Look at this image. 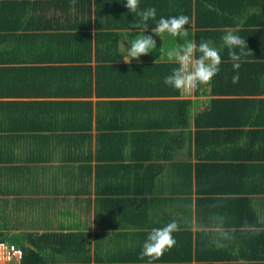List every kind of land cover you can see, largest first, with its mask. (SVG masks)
Wrapping results in <instances>:
<instances>
[{"label": "trees", "instance_id": "16d2710c", "mask_svg": "<svg viewBox=\"0 0 264 264\" xmlns=\"http://www.w3.org/2000/svg\"><path fill=\"white\" fill-rule=\"evenodd\" d=\"M55 2L58 9L53 12L54 19L51 15L48 17V22L46 6L29 0H0V97L28 96V92L20 91L18 86H11V79L24 69L20 64L34 62L36 67L41 65L38 62L42 61L36 62L41 60L36 49L42 44L36 45L34 38H41L43 42L57 35L60 28L51 34L40 33L38 29L54 28L58 20H62L64 29L77 32L59 31L63 39L67 36L72 38L71 45L66 46L73 51L67 67L76 71L81 69L84 78L80 85L71 84L68 91L56 93L95 94L106 99L96 101V111H93L94 101L91 99L0 100V130H7L11 141L16 139V122L21 129L30 128L28 122L31 121L32 128L41 131L49 122L46 115L56 117L51 121L55 122V127L80 130L68 138L73 137L75 141L81 138L78 141L79 153H86L80 144L87 148L88 154L77 157L89 161L95 159V191L102 195L97 200V208L101 206L100 210L104 212L110 209V224L105 228H119L124 223L128 226L126 221L129 219L133 225H146L148 220V226L161 227L162 224L155 223V218H152L155 213L150 217V208L156 203H165L167 210L182 212L181 217L174 218L182 229L175 232L180 236L173 247L178 251L174 259L178 260L172 263L165 261V264H236L237 259H243L241 264H264V0H143V3L140 0L143 10L149 7L157 9L156 20H149L148 28H155L161 17L187 15L190 23L185 27H195L193 40L197 45L201 40H211L220 51L223 61L220 71L209 82V93L215 97L208 99L209 108L197 114L193 113L192 99L166 97L180 94L165 90L168 86L164 84L165 77L178 67L175 62H121L118 41L113 46L114 50L110 41L118 39V35L96 31L93 37L92 29H128L139 22L140 17L137 18L135 13L133 16L125 7L126 0H76L75 11L71 10V0H48L47 7L55 6ZM229 29L245 39L248 46L244 50L247 55L241 57L237 83H233L236 73L222 40ZM112 51H116L115 56H112ZM93 54L95 64L91 63ZM199 89H202L201 93L207 92L205 84L200 85L196 92ZM48 93L52 92L41 85L33 91L34 95ZM24 105L40 108H33L31 114H19ZM141 113L151 125L147 128L155 131L132 132L133 127L139 124L136 121ZM24 116L30 117V121ZM167 128L176 130L170 132ZM93 137L96 141L94 150ZM74 140L71 145L77 146ZM150 140L158 143L159 147L143 146ZM10 144L6 151L14 150ZM182 150V160L176 162ZM163 159L173 161L168 165L160 164ZM192 159L196 161L192 163ZM129 172H142L143 175L128 178ZM164 172L168 179H158ZM159 182L162 186L168 184L171 187L172 196L148 198L155 193ZM140 183L142 189L137 187ZM257 195H263L259 209L258 199L253 198ZM194 213L198 226H213L214 216H223L224 225H228L223 226L231 231L233 239L224 242V247H217L215 232H194L192 222L187 218ZM165 215L168 218V211ZM206 216L208 221L203 222ZM3 222L0 239L6 240L8 221ZM66 228L67 231L20 234L22 243L12 240L23 250L22 264L38 259L45 262L44 250L61 252L69 261L72 256V264H88L91 261L88 252L91 235L78 230L75 224ZM123 234L124 231L120 236ZM138 244L134 248L141 252L143 245L141 242ZM108 247L96 244L94 256L98 262L102 258L110 264L131 262L125 247L117 248V252L126 253L127 257L112 254L110 257ZM79 250L82 257L76 263L78 259L74 253Z\"/></svg>", "mask_w": 264, "mask_h": 264}, {"label": "crops", "instance_id": "0c3cea01", "mask_svg": "<svg viewBox=\"0 0 264 264\" xmlns=\"http://www.w3.org/2000/svg\"><path fill=\"white\" fill-rule=\"evenodd\" d=\"M32 2L41 4L43 6H46L47 14H46V21H48V17L51 15L52 19L53 12L57 11V3L55 2V6H52L51 8L47 7L46 1L48 0H29ZM143 3V0H142ZM139 10H143L140 8ZM49 11V12H48ZM59 11V10H58ZM93 18L95 17V11L94 8L92 10ZM133 14V13H132ZM131 14V15H132ZM135 16V14H133ZM138 15L136 14V17ZM139 17V16H138ZM137 17V18H138ZM56 21V19H55ZM54 21V23H55ZM49 22V21H48ZM62 20H58V24L54 26V28L49 29L48 27H44L43 30L38 29V32L42 33L43 31L48 32L51 34V32H56V28H60L59 31L62 33L68 32V33H77L74 32V30H68L64 29L62 27L61 23ZM56 24V23H55ZM152 28H149L147 32H151ZM194 26H190L188 28L189 30V39H193L194 34ZM101 30V29H92L93 37L95 36V32L97 33L103 31L105 33H113L118 35V39L116 40H110L112 42V47L116 45V42L118 41L120 56L122 61L124 62L123 53L122 50V43L128 44L127 41H123L124 39L131 40L135 35L142 32V29H134V28H128V29H107ZM59 31L54 36L48 37L44 39L42 42L41 38H34L36 41V45L42 44L40 47L36 49L37 52H39V58L42 62H38L41 65L39 67H42L40 70L39 67H36L37 65L34 64V62H27L20 65L23 66V70L20 71L19 75L17 77H13L11 79V86H18L20 88V91L22 92H28V96L24 94H16L8 97H0V100H16V101H39V100H47V101H54V100H88L91 99L94 101V108L93 111H96V101L98 99H106V98H99L95 94L92 96H84V94H79V96H76L75 94L71 93H56L57 91L66 92L70 87L73 85H80L83 80V74L81 73V69H68L67 64L71 63L68 62L70 60V57L72 56V50L70 51L66 46L71 45V36H67V38L63 39L62 35L59 34ZM166 34V33H164ZM162 35L161 38H156L157 41V49L150 53L147 56H141L138 60L133 59L131 62H144V61H152V62H170L167 58V52L170 48L177 46L179 43H182V41L179 38L172 37V36H165ZM170 37V38H169ZM178 39V40H176ZM109 40V39H108ZM166 45L169 47L167 48ZM24 47V46H23ZM128 47L130 45L128 44ZM24 50L26 51L27 48L24 47ZM114 50V47L112 48ZM167 50V51H166ZM94 53V51H93ZM112 56L116 55V51H112ZM93 59L91 61L92 64H95V55L93 54ZM66 60L63 59V58ZM90 62V61H88ZM67 63V64H66ZM70 65V64H68ZM74 64H71V66ZM77 65V64H75ZM36 69L34 70L33 68ZM29 81V84L27 85L26 82ZM31 85V86H30ZM37 85L45 86L46 91H50L52 93L44 94V95H34L33 91L36 88ZM206 93H201L202 89H199V92H196V90L190 94V95H182L181 93L172 96H166L167 99L169 98H189L194 101L193 104V113L197 114L199 111L209 108L208 105V99H211L215 96L211 95L209 93L211 89V84L206 83ZM30 88V89H29ZM11 89V88H10ZM26 89H29L26 91ZM165 90L170 91H176L175 89L168 86V88H165ZM24 95V96H23ZM62 95V96H61ZM222 97H234V96H222ZM264 97V96H263ZM107 99H113V98H107ZM34 109L40 108L37 106H33ZM31 107V105H24L21 110L19 111V114H31L34 112V109ZM95 113V112H94ZM146 113V112H144ZM38 115V113H37ZM21 116H19L17 119H20ZM27 120L30 121V117L24 116ZM47 119H49L43 127L44 130L36 131L32 128L31 121L28 122V125H30V128H18L19 124L18 122L15 123L17 127L16 132V139H13L9 141L8 135L9 132L7 130H0V225H2L7 220L9 223L10 221L21 218V213L24 214L26 217V223L31 230L25 229L23 225H21L20 221H18L19 228L18 230L12 232L8 230V226L5 229V235L9 234V232H12L13 234L20 235L24 234L23 232H43L44 230L47 231H67L68 229L66 226H69L71 224H75L78 227V230L81 231H87L91 235L88 240L91 242V248L88 249L89 254L91 255V261L88 264H110L111 262H104V258H102L101 262H98L97 259L94 256L95 247L96 244H103L106 247L109 245V250L111 251V254L117 257H127L126 253H120L117 252L118 249H121L125 247V249L128 251V260H131V262H128V264H142L147 263L148 261L145 258L141 260L140 253L138 252V249L134 248L135 246H138L139 242H141V245L144 244V242L147 239L148 234L151 232L152 227L151 225L148 226L146 220L145 223L142 225H133L130 221V219L126 222H128V226L124 225L120 226L119 228H105L110 223V215L108 212H104L100 209L102 207L100 206L97 208V200L102 196L101 194H98L95 190L96 187V180H95V159L92 161L80 159L77 156L86 155L88 154L87 148H84L85 144H80L82 148V151H86L83 154L79 153L78 148L79 142L81 141V138L78 137V141H75L73 137H69V135L74 136L76 132L80 130H65L61 126L55 127L56 124L54 121L56 117L52 115H46ZM37 118V117H35ZM147 117H142V113L140 116H138V119L136 121V124L138 126L133 127L134 129L132 132H144V131H155L154 128H147L149 123L146 122ZM131 122V120H130ZM132 124V122H131ZM59 129V130H57ZM157 129V128H156ZM168 131L176 130V128H167ZM192 129H195V126L192 127ZM95 132V130H94ZM32 136V138L30 137ZM95 136V135H94ZM94 138V139H93ZM93 143H92V149H95V137H93ZM74 143L77 146H72L71 144ZM141 142V141H140ZM11 143V144H10ZM9 144L13 147L14 150H7L6 148L9 146ZM136 144V142H135ZM87 145V144H86ZM134 145V144H133ZM139 143V147H140ZM143 146L148 147H159L158 143L155 144V141L150 140V142H147L143 144ZM181 152V151H180ZM183 153H179V156L175 159L176 162L182 160V155L184 154V150H182ZM185 160V157H183ZM170 161L160 160V164L166 163L168 165ZM196 159H192L191 162L194 163ZM149 161H146L145 163H148ZM161 169H165L161 167ZM143 173H128V178H133L136 176H142ZM162 173L158 176V179H168V174ZM162 181V180H160ZM122 186V185H121ZM123 187V186H122ZM140 189H142V184H138ZM171 187L166 184L165 186H162L161 183H157L155 188V193L151 196L149 195L148 198H165L169 197L171 195L170 193ZM172 196V195H171ZM105 197V196H104ZM263 197V195H257L256 197L258 200H256L257 208L259 209L262 207L260 198ZM185 209H187L186 205H183ZM41 209L43 213L48 214H55L58 216L57 219L52 218V223H55L51 227L44 224L43 222H40V224H36L38 221L31 220V222L28 223L29 213H33L36 210ZM112 210V209H111ZM142 208H140V211ZM150 217L153 213H155L152 218L154 222H159V224L164 226L166 223L171 221L169 218H178L183 215L182 212H179L177 209H171L168 208L165 203H156L154 207L150 208ZM9 211L14 213H10L9 217ZM168 211V218L165 215V212ZM8 212V213H6ZM114 216L115 214L112 213ZM187 216V215H186ZM187 218L192 222V230L195 232L196 230H206L207 232L214 231L213 226H205L197 224V217L196 213L193 214L192 217L189 215ZM216 217L214 216L213 220ZM20 219V220H21ZM208 221L207 216L206 218H203V222ZM202 222V221H201ZM228 226V225H224ZM12 227V226H11ZM109 227V226H108ZM3 230L0 229V231ZM38 230V231H36ZM9 231V232H8ZM124 231V234L120 236L121 232ZM130 233V235H127ZM174 238L179 240V234L173 233ZM8 240V239H6ZM87 240V239H86ZM215 240V235H214ZM226 243L228 241H225ZM133 246V247H132ZM116 248L115 252L114 249ZM118 248V249H117ZM102 249V248H101ZM142 251V249L140 248ZM46 252H49V254H44L45 262H42V259L34 260L31 262H28L27 264H72L74 261L67 260V258L61 254V252H51L44 250ZM43 251V252H44ZM106 252V251H105ZM105 255L107 253H104ZM75 257L78 259L76 263H79L80 259L82 257V253L79 250V252L74 253ZM178 255V251L176 248L173 250V248L165 252L163 257L159 260H156L153 262V264H165V261H170L169 263H172V261H177L178 259H174L175 256ZM139 258V259H138ZM243 260V259H242ZM241 259L236 260V264L243 263ZM195 262V261H193ZM244 262H246L244 260ZM175 262L174 264H176ZM14 264H22L21 261H17ZM115 264V263H113ZM123 264H126V261H123Z\"/></svg>", "mask_w": 264, "mask_h": 264}, {"label": "clouds", "instance_id": "9594fccd", "mask_svg": "<svg viewBox=\"0 0 264 264\" xmlns=\"http://www.w3.org/2000/svg\"><path fill=\"white\" fill-rule=\"evenodd\" d=\"M76 0H71V10L75 11ZM125 7L130 13H135L140 17L138 23L133 25L134 29H142V32L135 35L131 40L127 41L130 47H125L121 53L125 63H130L133 59H139L141 56H147L157 49V41L154 37H160L164 33L170 34L172 37L179 38L182 43L172 47L167 52V58L171 62H175L178 67L172 70V73L165 77L164 84L169 86L182 95L192 94L200 85L209 83L220 71V65L223 62L220 51L213 46L211 40H201L197 43L193 39H189L190 19L187 15L173 16L169 18L161 17L155 28L146 34L149 20H156L157 9L149 7L144 10L140 9V0H126ZM224 44L228 48V56L232 61L233 83L239 81V69L241 67V57L247 55L244 51L248 48L246 40L234 34L229 29L226 35L222 37ZM239 49V52L236 51ZM197 53L199 55L197 56ZM225 218L217 216L213 221L215 231V244L217 247H224L225 241L233 239L231 231L223 225ZM180 223L173 219L162 227L153 228L148 234L140 253V259L148 258V264L163 257L165 252L170 251L177 243L173 233L181 231ZM260 231V229H257ZM9 241V240H8ZM12 242V241H11Z\"/></svg>", "mask_w": 264, "mask_h": 264}, {"label": "rangeland", "instance_id": "374dc122", "mask_svg": "<svg viewBox=\"0 0 264 264\" xmlns=\"http://www.w3.org/2000/svg\"><path fill=\"white\" fill-rule=\"evenodd\" d=\"M148 33H150V32H146V34H148ZM163 35V34H162ZM161 35V36H162ZM165 36H170V34H168V33H166V34H164ZM161 36L159 37V38H161ZM155 39L156 38H158V37H154ZM170 38V37H169ZM176 40H178V39H176ZM124 45H125V47L127 48L128 47V44L126 45V43H124ZM166 47L168 48L169 46L168 45H166ZM122 50H123V52L125 51L124 50V48L122 47ZM167 51V50H166ZM42 210L41 209H38V210H36L35 212H33V213H29V219H28V223L29 222H31V220H34V221H38V222H36V224H40V222H43L44 221V219H45V221H44V224L45 225H48V226H52V225H54L55 223H52V221H51V219L52 218H55V219H57L58 218V216L57 215H55V214H48V213H43V212H41ZM6 213H8V212H6ZM10 213H14V211L13 212H10L9 211V217H10ZM21 216H22V219L21 218H17V219H14V220H12V221H10V223L8 222V230H10V231H12V232H14V231H16V230H18L19 228H17V227H20L19 226V223H18V221H20L21 223V225H23L24 227H25V229H27V230H31L32 228H30L29 226H28V224L26 223L27 221H26V217L24 216V214L23 213H21ZM21 219V220H20ZM18 225V226H17ZM12 226V227H11ZM17 226V227H16ZM1 229V228H0ZM32 231V230H31ZM36 231H38V230H36ZM44 231H47V230H44ZM12 232H10L9 234H7L6 235V237H7V239L8 240H10V241H12V240H16V242L17 241H20L21 243L23 242V240H22V236H17L16 234H13ZM23 233H26V232H23ZM44 254H49V252H46V251H44Z\"/></svg>", "mask_w": 264, "mask_h": 264}, {"label": "built area", "instance_id": "2783aa9c", "mask_svg": "<svg viewBox=\"0 0 264 264\" xmlns=\"http://www.w3.org/2000/svg\"><path fill=\"white\" fill-rule=\"evenodd\" d=\"M23 250L14 242L0 239V264H11L20 261Z\"/></svg>", "mask_w": 264, "mask_h": 264}]
</instances>
